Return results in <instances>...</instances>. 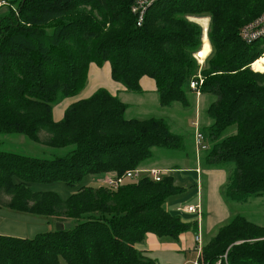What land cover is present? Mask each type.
I'll list each match as a JSON object with an SVG mask.
<instances>
[{
  "label": "trees",
  "instance_id": "1",
  "mask_svg": "<svg viewBox=\"0 0 264 264\" xmlns=\"http://www.w3.org/2000/svg\"><path fill=\"white\" fill-rule=\"evenodd\" d=\"M133 2L9 0L0 14V134L64 150L39 158L0 148V205L65 226L31 238L0 235V264H157L135 247L147 233L177 239L196 230V222L164 206L185 189L170 174L125 179L116 188L82 184L65 198L35 188L122 175L153 147L183 148L164 118H126L127 105L103 88L54 121L52 106L83 89L90 63L108 62L111 79L128 92L142 93L139 79L152 78L162 106H187L196 91L213 96L200 163L228 168L226 199L264 197V72L250 68L264 55V36L252 43L239 36L264 0H156L139 26ZM191 17L209 19L202 66L194 58L201 27ZM198 73L202 82L192 89ZM198 261L264 264V223L233 216L202 244Z\"/></svg>",
  "mask_w": 264,
  "mask_h": 264
},
{
  "label": "rangeland",
  "instance_id": "2",
  "mask_svg": "<svg viewBox=\"0 0 264 264\" xmlns=\"http://www.w3.org/2000/svg\"><path fill=\"white\" fill-rule=\"evenodd\" d=\"M8 1H7V5H8ZM191 18L189 19L190 20L196 19L197 22L200 23V19L202 20L205 17H200V18L191 17ZM206 27H207V20H206ZM261 57H264V55ZM261 57H259L258 59H260ZM252 63L250 66L251 70L257 71L252 68ZM258 72H264V71H258ZM79 92L77 94H79ZM128 94H130L128 96H132V97L125 99V101H127L130 104L129 105L130 107L126 112L125 116L129 118H140V119L152 117V116L162 117L168 122L170 130L176 134L181 135L183 139V148L180 150H176V149L171 150V149L153 147L151 156L145 159L144 162L142 163V165L144 164L152 167H161L162 169H165L166 174H170L174 177L175 184L185 186L184 191L176 195H172L166 200L164 204L165 208L168 209V203L170 201L173 202L172 203L173 206L176 205L183 206L188 203L194 204L197 202V192H198L200 194V200L202 199V203L204 204V207L206 206L205 211L207 212L206 208L207 205L209 206L208 202L209 203L214 202L216 204L220 199V201L222 202V204L226 209L228 217L224 221L219 220L221 221V223L218 222L219 224H217L211 230V232L208 233V237H206L207 238L206 240L210 239V237H212L215 234L217 228L220 225H223L224 223L228 222L235 215H242L247 219H249L250 221L257 224L264 223V197H255V198L251 197L246 202H235L228 200L222 194L228 174V168L226 166L213 167L210 165H205L203 163H200L201 156L203 155L202 154L203 151L199 152V158L196 164V157H195L196 146L194 143V129L197 128L203 133V129L210 124V119L206 115V110L209 102L213 100L214 98L213 96L209 94H202L196 96L197 106H195V102H193L194 99L193 95L195 94L197 95V92H195L194 94L189 93L188 95L189 104L187 106H183L178 102L172 103L170 105L162 106L159 104L158 95L157 97L151 99L150 96L146 93L129 92ZM72 97L73 96L65 98L55 103L52 106V110L55 106L59 105L63 101L64 102L62 103V105L66 104V106H68L69 101L72 100L70 98ZM140 102H144V104L146 105L141 106L139 105ZM196 112H197V119L195 118ZM195 123H197V125H195ZM203 134L205 135L206 140L208 141V137L206 136V134L205 133ZM0 148L12 150L14 152L23 153L27 155H33L39 158H49L52 157L53 154H56L58 152L59 153L64 152V150L51 148L44 144L30 141L23 135L0 134ZM182 158L184 160H181ZM195 166L198 167L196 168L197 169L196 172L199 173L200 171V173L202 174V180L200 179L198 187L195 185L196 180L194 179V177L191 176L192 173L193 174L195 173L190 172L193 171ZM138 168L140 167L138 166ZM210 170H213V173L214 175H216V179H217L216 180L217 185L215 184L214 191L218 199L215 198L214 196L215 201L212 199L213 190L210 191V188L207 185V172ZM101 176L104 175L102 174L89 175L85 177L80 183H76V185L74 186H69L63 182L57 181L50 184H44L41 185V187H35V188L37 189L39 188L41 190H52L56 192L61 198H65L70 193L74 192L76 188L82 184L91 185V186H99L102 184L105 185V183H103V180H101ZM142 176L143 175H140V177ZM211 212L212 211L210 210L209 215H211ZM71 226H72V222L68 221L66 227L69 228ZM54 227H55V222L52 221L50 217L17 212L5 206L0 205V235L31 238L38 233L49 231ZM189 231L193 234L191 230ZM190 255L193 256L194 259L195 252L192 251V254ZM159 257H161L162 261L164 260V258H162L160 254ZM60 264H66V262L61 258Z\"/></svg>",
  "mask_w": 264,
  "mask_h": 264
},
{
  "label": "crops",
  "instance_id": "3",
  "mask_svg": "<svg viewBox=\"0 0 264 264\" xmlns=\"http://www.w3.org/2000/svg\"><path fill=\"white\" fill-rule=\"evenodd\" d=\"M6 6L7 5L0 6V14H3L7 10ZM208 20L209 19L207 18V23H208ZM139 84L141 86V89L143 90L142 93L148 94L151 99L154 97H157L155 82L152 78L148 76H142L139 79ZM98 88L106 89L109 93L117 96L122 102H124L127 105L124 111V116H125L126 112L128 111L130 107L129 106L130 104L127 101H125V99L132 97V96H128L130 95L128 94L129 92L126 91L121 84L111 79L110 66L108 62L103 63L101 66H97L94 63L89 64V67L87 70L86 84L83 87V89L79 92V94H77V96L75 95L72 98H70L72 100L69 101V105L77 100L87 98ZM199 95H202V94H199ZM199 95H196V94L193 95L194 96L193 102H195V106H197L196 96H199ZM63 102L55 106L52 110V118L54 121H58L63 117L64 110L67 107L66 104L62 105ZM139 105L144 106L146 104H144V102H140ZM125 117L129 118L127 116ZM195 118L197 119V112L195 113ZM195 157H196V164H197L198 158H199V152L196 151ZM181 160H184V159L182 158ZM139 167L145 169V168H151L152 166L141 164L139 165ZM156 168H161V167H156ZM196 168L198 167L195 166L193 171H190V172L195 173V174L192 173L191 176L194 177V179L196 180L195 185L198 187L200 179L202 180V174L200 173V171L199 173H197ZM105 175L106 174H104V176ZM104 176H101V180H103ZM216 180H217L216 175H214L213 170L208 171L207 172V185L210 188V191L213 190L214 192V194L212 192V199L214 201H215L214 196L215 198L218 199L214 191V186L215 184L217 185ZM172 203H173L172 201L168 203V210L176 211L177 207L180 205L173 206ZM195 204H198L200 206V215H198L196 212H177V211L176 212L179 213L181 217H183L182 220L184 222H187V223L196 222L197 224L196 230L195 231L191 230V231L193 232V234H195L197 231L200 232L201 243L203 244L207 239L206 237H208V233H210L211 230L217 224H219L218 222L221 223V221L219 220L224 221L228 217L227 216L228 214L226 212L224 205L220 201V199L216 204L214 202H211V203L208 202L210 207L207 205V208H206L207 212H206L205 211L206 206L204 207V204L202 203V199L200 200V194L198 192H197V202L194 204L188 203V205H195ZM210 210L212 211L211 215H209ZM193 234L190 231H186L180 234L177 239H171L167 237L161 238V237L156 236L153 233H147L144 240L137 243L135 247L137 248V250L142 251L146 256L153 258L157 262V264H190L192 261L198 258L197 252L195 250L196 243H195ZM192 251L195 252L194 259H193V256L190 255L192 254ZM159 254L162 256V258H164L163 261L161 257H159Z\"/></svg>",
  "mask_w": 264,
  "mask_h": 264
},
{
  "label": "built area",
  "instance_id": "4",
  "mask_svg": "<svg viewBox=\"0 0 264 264\" xmlns=\"http://www.w3.org/2000/svg\"><path fill=\"white\" fill-rule=\"evenodd\" d=\"M155 1L156 0H134L133 5L131 6L130 10H131V13L134 14L136 17L137 26L141 24L148 7ZM1 5H7V1L0 0V6ZM205 18L207 20V17ZM192 21L198 23L196 19ZM199 26L201 27V42H202L203 36L206 35L207 37L208 23H207L206 28L204 26H201V24H199ZM239 36L241 40H243L246 43H252L253 41H256L257 39L264 36V10L253 20L245 23L241 27L239 31ZM197 53L194 54V58L197 60L198 64L202 66L205 58H199L197 56ZM201 82H202V77L198 73L197 79L191 80L189 82V86L190 88L194 89ZM197 95H199V92H197ZM195 125H197V123H195ZM194 143H195L197 152H201L207 149V140L205 138V135L197 128L194 129ZM165 174H166V170L161 169V168L151 167V168L141 169V168L136 167V168L125 171L124 174L122 175H118L114 172H108L103 179V183H105L106 186L116 188L121 183H123L125 179H137L138 177H140V175H143V176L150 177L154 181H159L161 177ZM177 211L178 212H196L198 215H200V206L198 204H195V205L186 204L183 206H178ZM194 240L196 243L195 250L198 256L200 253L201 244H202L201 235L199 231H197L194 234ZM190 264H199L198 258L192 261Z\"/></svg>",
  "mask_w": 264,
  "mask_h": 264
},
{
  "label": "bare ground",
  "instance_id": "5",
  "mask_svg": "<svg viewBox=\"0 0 264 264\" xmlns=\"http://www.w3.org/2000/svg\"><path fill=\"white\" fill-rule=\"evenodd\" d=\"M199 24H201V26H204L206 28V18H204L202 20L200 19ZM209 48L210 47L208 45L207 37H206V35H204L202 45H201V48L199 49V51L197 53V56L199 58H204L206 56V54H208ZM252 68L257 70V71H264V57H261L258 60L256 59V61H254L252 63Z\"/></svg>",
  "mask_w": 264,
  "mask_h": 264
},
{
  "label": "water",
  "instance_id": "6",
  "mask_svg": "<svg viewBox=\"0 0 264 264\" xmlns=\"http://www.w3.org/2000/svg\"><path fill=\"white\" fill-rule=\"evenodd\" d=\"M64 224L62 222H55V227L54 230L55 231H62L64 229Z\"/></svg>",
  "mask_w": 264,
  "mask_h": 264
}]
</instances>
